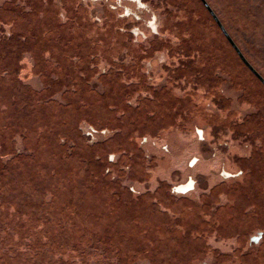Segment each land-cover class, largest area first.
Listing matches in <instances>:
<instances>
[{
    "label": "rangeland",
    "instance_id": "obj_1",
    "mask_svg": "<svg viewBox=\"0 0 264 264\" xmlns=\"http://www.w3.org/2000/svg\"><path fill=\"white\" fill-rule=\"evenodd\" d=\"M206 1L264 77V0ZM237 186L264 230V86L201 0H0V264H247Z\"/></svg>",
    "mask_w": 264,
    "mask_h": 264
},
{
    "label": "flooded vegetation",
    "instance_id": "obj_2",
    "mask_svg": "<svg viewBox=\"0 0 264 264\" xmlns=\"http://www.w3.org/2000/svg\"><path fill=\"white\" fill-rule=\"evenodd\" d=\"M15 19H17V17H15ZM261 84L263 85L262 82H261ZM76 124L79 126V123H76ZM96 132L97 131H95L94 129L91 128L87 131V136L93 137L94 133H96ZM79 133L81 136L86 137L85 132H83L82 130L79 131ZM95 146H97V144ZM249 175H250V172L240 171L239 173H237V175L228 176L227 179L239 178L238 180L241 179L243 181L242 185H246L247 180L249 178ZM244 183H246V184H244ZM237 188L241 191L240 194L242 196L239 197V196L235 195L234 203L230 206L229 210L232 214L233 221L236 220V217H238L239 219H242V221H241L242 224H240L239 227H242L244 229V232L241 235H239V233L237 231L238 236L236 239L242 238V236L244 235L243 240H244L245 245L246 246L248 245V247L250 246V248L245 253L247 264H264V245H263V248L258 250L259 252H257V253H255L256 251L253 250V247H258V244H261L260 246H262V244H264V230L257 229V227L259 226V222H262V220H261L262 218H259L257 215L252 217V215L250 216L248 213H245V212L249 211L248 209H250L252 207L254 209V208L258 207L260 204H258V202H254L251 199V197L246 195V192L248 190L247 187L246 188H240L237 186ZM193 189H194V182L189 181L186 184H182L178 187H173L171 192L175 196L180 195V196L185 197V195H187ZM237 195H239V194H237ZM260 210L264 211V206H261ZM241 212H244L245 216L239 215ZM260 212H259V214H260ZM237 249H239V248H237ZM258 254H260V255L258 256Z\"/></svg>",
    "mask_w": 264,
    "mask_h": 264
},
{
    "label": "water",
    "instance_id": "obj_3",
    "mask_svg": "<svg viewBox=\"0 0 264 264\" xmlns=\"http://www.w3.org/2000/svg\"><path fill=\"white\" fill-rule=\"evenodd\" d=\"M203 2V4L205 5L206 9L211 13V15L214 17L216 23L218 24V26L220 27V29L224 32V34L227 36L229 42L231 43V45L233 46V48L236 50V52L239 54V56L241 57L242 61L244 62V64L246 65V67H248V69L253 73V75H255V77H257L264 85V77L251 65V63L245 58V56L242 54V52L240 51V49L238 48V46L234 43V41L231 39V37L227 34V32L225 31L223 25L221 24V22L219 21V19L216 17V15L213 13L211 7L209 6V4L207 3L206 0H201Z\"/></svg>",
    "mask_w": 264,
    "mask_h": 264
},
{
    "label": "trees",
    "instance_id": "obj_4",
    "mask_svg": "<svg viewBox=\"0 0 264 264\" xmlns=\"http://www.w3.org/2000/svg\"><path fill=\"white\" fill-rule=\"evenodd\" d=\"M254 76V75H253Z\"/></svg>",
    "mask_w": 264,
    "mask_h": 264
}]
</instances>
